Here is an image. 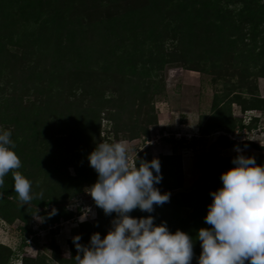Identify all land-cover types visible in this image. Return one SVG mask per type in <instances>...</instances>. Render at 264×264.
Instances as JSON below:
<instances>
[{
	"label": "rangeland",
	"instance_id": "rangeland-1",
	"mask_svg": "<svg viewBox=\"0 0 264 264\" xmlns=\"http://www.w3.org/2000/svg\"><path fill=\"white\" fill-rule=\"evenodd\" d=\"M42 2L33 18L25 0H0V129L21 161L4 183L19 171L33 196L0 195V264H76L71 237L87 244L115 216L87 192L97 179L87 156L120 141L137 162L159 159L156 187L171 194L151 213L129 214L187 232L197 264L196 230L209 227V193L235 147L264 163V0ZM120 33L139 37L119 42ZM217 113L245 127L219 128ZM84 206L94 215L81 222ZM24 227L35 233L24 237Z\"/></svg>",
	"mask_w": 264,
	"mask_h": 264
},
{
	"label": "clouds",
	"instance_id": "clouds-1",
	"mask_svg": "<svg viewBox=\"0 0 264 264\" xmlns=\"http://www.w3.org/2000/svg\"><path fill=\"white\" fill-rule=\"evenodd\" d=\"M10 136L9 130L0 129V186L10 170L21 166ZM130 150L123 141L101 142L87 156L97 173L87 192L105 215L115 216L105 234L91 233L87 244L80 243L79 234L71 237L76 264H191L192 236L179 228L170 231L164 221L154 223L152 215L129 214L137 208L151 213L154 205H163L171 195L156 187L162 180L159 159L137 162L136 153L134 159L129 157ZM235 151L232 166L220 173L221 186L210 190L212 199L204 216L209 227L196 230L197 264H264V163L257 164L239 146ZM12 175L20 201L30 202L31 182L19 171ZM56 211L53 207L48 215ZM90 213L94 215L84 206L78 220L83 222Z\"/></svg>",
	"mask_w": 264,
	"mask_h": 264
},
{
	"label": "trees",
	"instance_id": "trees-1",
	"mask_svg": "<svg viewBox=\"0 0 264 264\" xmlns=\"http://www.w3.org/2000/svg\"><path fill=\"white\" fill-rule=\"evenodd\" d=\"M194 1H196V0H194ZM25 2L29 5V7H30V11H31V16L33 17H35V18H37L38 17V14H39V9H40V6H41V4H43L44 2H42V0H25ZM204 4L205 3H207V1L205 2V1H202ZM202 3V4H203ZM203 4V5H204ZM196 14H197V16L198 15H201L202 14V11L200 10V12H196ZM141 16H143L144 17V14L143 13H140V17ZM33 17V18H34ZM133 17V16H132ZM131 18V17H130ZM114 20V18H110V23H111V25H113V21ZM146 20V19H145ZM145 20H138V21H136L137 23H138V25H144V21ZM113 27V26H112ZM249 30H248V32L247 33H249L250 31H255V29H254V26H252V28L250 29V28H248ZM251 33H253V32H251ZM143 35H145V34H143ZM118 37V36H117ZM138 37H139V34H136V33H120V35H119V37L118 38H116V39H118V41L119 42H122L123 40L124 41H126V40H129V41H136V40H138ZM109 40H107L108 42H112V38H108ZM116 39L115 38H113V40H115L116 41ZM154 41V40H153ZM152 41V42H153ZM201 45H204L203 43L201 44ZM124 46V45H123ZM129 47V46H128ZM136 51V50H135ZM264 58L262 57L261 58V60H263ZM137 60V58L135 57V58H132V61H131V64H133L135 61ZM264 61V60H263ZM133 67H136V66H133ZM215 124L214 125H216V126H218L219 128H223V129H225L226 131H232V130H234L236 127L239 129V130H242L244 127H245V124L243 123V122H239V124H237L236 126H235V124H234V121L231 119V118H229V120H226V119H223V114H221V113H217L215 116ZM173 142H177L176 140L174 141V140H172ZM213 173H214V175L215 176H217L218 175V173H220L221 172V170H220V168L218 167V166H216V168H214L213 169V171H212ZM9 176V175H8ZM12 179V177H10V179H8V181H7V183H4V185H2V186H0V193H3L2 195H6V196H8V197H11L12 199H14V197H16L17 195H16V192L13 190V182L14 181H12L11 180ZM213 178H211L210 176H209V180H211L210 182H209V185L208 186H211V185H213V180H212ZM161 183V182H160ZM206 183L207 182H203L202 183V186H201V190H204L205 189V187H206ZM139 211H141L140 209H134V210H132V212H130V213H139ZM46 213H49V211L48 210H46L45 211ZM144 212V211H143ZM144 213H147V212H144ZM35 232L33 231V230H30V229H27L26 227H24L23 228V234H24V237H26V236H28V235H30V234H34Z\"/></svg>",
	"mask_w": 264,
	"mask_h": 264
},
{
	"label": "water",
	"instance_id": "water-1",
	"mask_svg": "<svg viewBox=\"0 0 264 264\" xmlns=\"http://www.w3.org/2000/svg\"><path fill=\"white\" fill-rule=\"evenodd\" d=\"M264 148V146H262Z\"/></svg>",
	"mask_w": 264,
	"mask_h": 264
}]
</instances>
